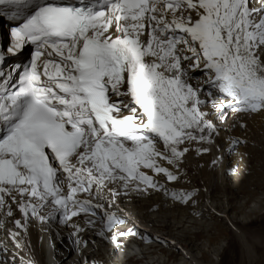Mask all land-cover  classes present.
Here are the masks:
<instances>
[{"label":"snow or ice","instance_id":"snow-or-ice-1","mask_svg":"<svg viewBox=\"0 0 264 264\" xmlns=\"http://www.w3.org/2000/svg\"><path fill=\"white\" fill-rule=\"evenodd\" d=\"M0 18L19 22L0 50V212L16 203L25 232L29 214L101 212L111 232L125 221L106 195L109 209L121 192L167 196L149 171L178 181L186 154L220 134L213 116L264 112V0H0ZM29 45L14 81L7 54Z\"/></svg>","mask_w":264,"mask_h":264},{"label":"bare ground","instance_id":"bare-ground-1","mask_svg":"<svg viewBox=\"0 0 264 264\" xmlns=\"http://www.w3.org/2000/svg\"><path fill=\"white\" fill-rule=\"evenodd\" d=\"M1 22L2 21L0 20V26H4ZM1 32L3 33L2 29H1ZM28 49H31V47L27 46L22 51L21 60H24V55ZM193 75L201 77V79H203L202 73H200L198 71L193 73ZM193 83H195V81H193ZM209 110H211L210 106H209ZM226 112H227V116L223 120L217 119L215 116L212 117V119L214 120V122L216 123L217 127L220 130V134L218 136H215V142L213 144L205 143L203 145L204 148H208L210 150L207 152L200 153V154H198L195 150L189 151V153L186 154V156L184 157L183 162H182V163H185L187 166H189L188 171L195 172V173L203 167L211 166L213 169H215L214 170L215 173L214 172L209 173L206 171V169H205L206 172H204V170L201 171L202 169L199 172V174H200L199 180H201V178L205 179L204 181H202V180L201 181L203 182V185L206 186V191H208L209 197L213 194L214 191H215V193H217L218 190L222 191V194H228L229 192L233 191V188L228 186V185H229V181L231 179L230 178L231 176H229L230 171H231V167H234V163H233V165H230V164L234 161V159L232 158V156H231V159L229 158V156H230L229 151L232 148V145H231V143H228L226 141L225 135L228 133H232V131L234 132V130H236V129H239L241 125L242 126L245 125L243 123H248V125L250 124V127H251V125L257 126L256 128H258L264 124V112L251 114L249 116L231 115L230 117H232V118L230 121H228V123H226V120L229 117L231 111L226 110ZM242 119H244L243 123H241ZM245 126H247V125H245ZM225 132H227V133H225ZM258 133H260V132H258ZM228 137H229V135H228ZM161 147H162V145H161ZM213 161H216V163H213ZM161 163L165 167H169V169L171 168V166L167 165L166 162L161 161ZM213 169H211V170H213ZM145 171H148V170H145ZM184 173H185V171H184ZM148 174L153 175L154 179L158 180L161 185H163L165 182L160 181L159 177L163 178L166 181V177H163L162 174L160 176H155L150 171L148 172ZM252 174H254L253 177H255V178L256 177L259 179L261 178V175H260L261 173L257 172L256 170H255V172L252 171ZM256 181L257 180H255L254 183H252L253 181H251L249 184L247 183L245 186L235 187L238 189V191H236V193L251 196L252 193H251V191L248 190V188L250 186H253V187L258 186L259 183ZM221 182H223L224 184L220 185ZM168 183H170V182H168ZM111 187L115 188V185H112ZM65 188H66V185H65ZM65 191H66V189H65ZM149 192H150V194L149 193H139V192H135V191H130L127 194H125L124 192H121L120 196L116 199V203L110 209L108 208V205H107V201L111 199L110 194L106 195L104 201H101V203H104L105 208L109 212H114L116 216H118L120 219L125 221L124 223H130V222H132V220L136 221V224L132 223V229H131L132 231H135L137 233L139 231H143L141 234L139 233L138 235H135V236H133V235L120 236V233H126L127 234L129 232V231H126L125 229H123L119 232L117 231V235L120 236L121 238H117V236L114 235L116 232L115 233H108L106 231L102 212L98 213V215L100 216L99 219H95L94 217L85 216L84 214H81L80 216L73 217L72 220L68 221L66 224L61 223L59 220V217H57L56 219H49V220L42 222L38 218L31 217V214H29L30 218L27 221V231L25 232L23 228H18L15 224L16 220H20L21 224H24V215L19 211L17 204L11 203V200L9 199V203L11 204L13 215L11 217H8L4 214V212H0V250H3L6 243L10 247L9 256L6 258V261H5L6 263H4V264H85L86 260L92 264H96V263L97 264H112L113 262H115L113 264H125L127 262L130 264H138L140 262V260L134 261L132 258L125 260V259L121 258L118 253L116 255V252L119 248L122 247L121 244L123 242V239H125V238H128L129 240L131 239L135 242L141 241L142 243L140 242V245H142V244L150 241V240L144 241L143 239H147L150 235L156 237L152 232L142 230L139 228V224L144 225L143 222H145L143 220L142 215L136 211V209H138L137 206H139V205L135 206V208L130 207V203L132 201H134L135 199H138V197H139V199L140 198L143 199L141 196L144 195L148 198L149 197L151 198V197H153V195L159 193V192L153 191V190H149ZM83 195H86V194H83ZM83 195L81 198H83ZM148 198H146V199H148ZM163 198H165L164 195L160 196L159 200L161 202L162 201L165 202V200ZM17 199H19V197H17ZM146 199H145V201H146ZM210 200L214 202L212 197L210 198ZM228 202H229V199H228ZM154 204L148 206L147 210H149L152 206H154ZM221 205H223V204H221ZM158 206L160 207V205H158ZM245 206H246V204H245ZM144 207H145V205H144ZM203 208H205V207H203ZM214 208L219 209V208H221V206H220V204H218V205H215ZM175 209H176V207H175ZM253 209L254 210H251L249 212V215H251V216L257 215L258 216V214H260V212L257 211L256 208H253ZM49 211H50V209L45 208L40 213V215L46 216ZM126 211H128L132 214H129ZM225 211H227V209ZM160 212L158 211L159 214H160ZM166 212H168V211H166ZM155 213H156V211H155ZM170 213H172V212H170ZM166 215H168V214H166ZM174 217H175V215H174ZM175 218H177V217H175ZM89 219L95 220V223L92 224L91 226L86 223V220H89ZM161 219H162V217H161ZM161 219H159V220L162 221ZM166 219H168V218L166 217ZM166 219L164 218V220H166ZM226 219H228V221H229L228 223L230 225H232L236 239L239 241L240 259H239L238 264H260V263L264 264V238H260L257 240V239H255L254 236H250L249 234H247L243 230L244 227L242 228L241 225H243V224L241 222L239 224H237L238 222L235 223V221L233 219H231L230 217H227ZM147 221L149 222V220H147ZM172 221H174V220H172ZM168 222H166V221L162 222V223H164V225H162L160 227L161 228L160 230L162 232L166 231V232L170 233L173 230L178 231V227H177V226H179L178 224L176 226V224L174 223V225L177 227L176 229H174L173 228L174 226H170L173 224L171 222L170 223H168ZM176 223H178V222H176ZM145 224L148 225L146 222H145ZM185 224H183V225H185ZM187 224H188V222H187ZM74 225H79V227L81 229H83V231L78 232L76 227H74ZM200 225H202V224H200ZM186 226H185V228H187ZM148 227H150V226H148ZM207 229H208V227H207ZM184 230L185 229H183V231ZM206 232H208V231H206ZM14 233H18V235H16L14 237L13 236ZM114 236H115V239H113ZM162 236H163V234H162ZM169 236H171V235H169ZM88 237L94 238L95 243L93 245L90 244L91 242L88 240ZM170 238L173 239V241L176 242L177 245H176V243H174L172 241L168 242L169 244L167 245L165 242V239L163 237H161V240L165 243V246L175 247L177 249V251H176L177 254L181 255L182 257H185L187 259V261L190 262V264H202L201 262L198 261L199 259H197V257L195 258L192 255H190V253H188L189 251H191L189 249V247L184 251V253H179L177 246L179 245L181 248H184V246L180 243L178 238L173 237V236ZM151 239H153V238H151ZM186 239H187V237H186ZM212 241H215V240H212ZM85 242H86V246H85ZM163 242H158V244L163 245ZM182 242H184V241H182ZM67 245H69V246H67ZM80 245L87 247V248L84 249ZM68 248H69V252L67 253V255H65ZM3 251H5V250H3ZM148 251H149L148 249H145L143 254L148 253ZM168 252H170V251H167V253ZM149 254L150 255H157L158 251L153 250V252L149 253ZM218 254L216 253V256ZM102 255H107L108 260H103ZM179 255H176V254L174 255L173 253H171V255H169V259L167 260V262H165L166 260L164 262H161V260L159 261V259H158L157 261H154V262L151 261L148 264H167L168 262H169L168 264H186L183 261H181L183 259H181V260L179 259ZM158 256H160V255H158ZM167 257H168V254H167ZM148 259L149 258L146 257V255H145L144 260H148ZM164 259H166V258H164ZM218 261L219 260H218V256H217L215 259L212 258L209 261V263H206V264H221L222 263L221 261L220 262H218Z\"/></svg>","mask_w":264,"mask_h":264},{"label":"rangeland","instance_id":"rangeland-1","mask_svg":"<svg viewBox=\"0 0 264 264\" xmlns=\"http://www.w3.org/2000/svg\"><path fill=\"white\" fill-rule=\"evenodd\" d=\"M30 52H31V49H28L26 51L25 59H27L29 57ZM231 115H235V113L231 114ZM231 115H229V117H228L229 119L227 118L226 123H228V121L231 120V118H232V117H230ZM243 122H244V119H242L241 123H243ZM243 124H245L247 126L241 125L239 129H236V130H234V132L232 131V133H228L225 135L226 141L228 143H231L232 148H233V149L231 148L229 151V155H230L229 158L231 159V156H232V158L234 159V161L230 165H233V163H234V167H231V171L229 174V176H231L230 177L231 179H230L229 185H228V186L233 188L232 192H229L228 194H222V191L218 190L217 193H215V191H214L212 194L213 196L211 195L209 197V193H208V191H206V186H204L203 182H202L205 179L201 178L202 181L199 180V178H200L199 172L202 169L201 171L204 170V172L207 171L209 173H211V172L215 173V171H214L215 169H213L211 166H209L210 168L209 167H203L195 173V172L188 171L189 166H187L185 163H182L181 164L182 167L180 166L179 171L176 173L179 176L178 181L168 183L169 181H167V179L165 181L163 178L159 177V180L162 182H165L163 185L168 189V195L167 196H165L163 191L162 192L159 191V193H158L160 196L164 195L165 198H163V199L165 200V202H163V201L161 202L159 200L160 196L158 194H155V195H153L154 198L153 197L148 198V197L143 195V196H141L143 199H141V198L139 199V197H138V199H135L136 201L134 200L130 203L131 208H135V206L139 205V206H137V208L139 210L136 209V211L142 215L143 220L148 224V225H146L145 222H143L144 225H142V226L149 229V231L152 232L156 236V237H154V236L150 235L147 239H143L144 241L150 240L149 242H152V244H153V247L152 246L149 247L150 250L148 251V253H145L146 257L149 258L148 261L154 262V261H157L159 259V261L161 260V262H164L165 260H166L165 262H167V260L169 259V255H171V253H173L174 255L175 254L179 255V254H177V252H176L177 249L175 247L165 246V243L161 240V237H163L165 239L166 244L168 245L169 244L168 242H171V241L174 242L173 239L170 238L173 236V237L178 238L180 243L185 248V249L181 248L178 245L177 248H178L179 253H184V251L189 247V249L191 251H189L188 253H190V255H192L195 258L197 257V259H199L198 261L201 262L202 264L209 263V261L212 258L215 259L217 256H218V260H219L218 262L221 261L222 262L221 264H238L239 259H240L239 241L236 239L233 227H232V225H230L228 223L229 221H228V219H226L227 217H230L231 219H233L235 221V223L238 222L237 224H239L241 222L243 224V225H241L242 228L244 227L243 230L247 234H249L250 236H254L255 239L258 240L260 238H264V185H263L264 184V124L258 128H256L257 126H252V125L250 127V124L248 125V123H243ZM258 132H260V133H258ZM225 133H227V132H225ZM228 135H229V137H228ZM231 138L233 140H239V141H241V143L235 144V146H234L232 144L233 140ZM170 169L175 172V169H172V168H170ZM205 169H206V171H205ZM211 169H213V170H211ZM255 170L257 172L261 173L260 179L257 177L256 178L253 177L254 174H252V171L255 172ZM184 171H185V173H184ZM255 180H257L256 182H258L260 186L259 185L256 187L250 186L248 188V190L251 191V193H252L251 196L236 193V191H238V189L235 187L245 186L247 183L249 184L251 181H253L252 183H254ZM223 184H224L223 182L220 183V185H223ZM173 191H175L177 193H183V192L184 193H191L192 199L187 204L176 203L172 199H170V195ZM145 197L148 199H146ZM211 197L214 200V202L210 200ZM145 199H146V201H145ZM228 199H229V202H228ZM153 204H154V206H152L149 210H147L148 206L153 205ZM218 204H220V206H221V208H219L220 210L214 208L215 205H218ZM221 204H223V205H221ZM245 204H246V206H245ZM144 205H145V207H144ZM158 205H160V207ZM175 207H176V209H175ZM203 207H205V208H203ZM253 208H256V210L260 212V214H258V216L257 215L256 216L255 215H252V216L249 215V212L251 210H254ZM226 209H227V211H225ZM155 211H156V213H155ZM158 211L159 212L161 211L160 214L158 213ZM166 211H168V212H166ZM126 212H128V211H126ZM170 212H172L173 214ZM128 213L132 214L130 212H128ZM166 214H168V215H166ZM174 215L177 218H175ZM165 216L168 219H166ZM161 217H162V219H161ZM158 218L161 219L162 221H160ZM164 218L166 220H164ZM147 220H149V222ZM172 220H174V221H172ZM164 221H166V222L169 221L168 223L171 222L173 225H170V226H174L173 227L174 229H176L178 227V231L173 230L170 233H168L166 231L162 232L160 230L161 229L160 227L162 225H164V223H162ZM176 222H178V223H176ZM187 222H188V224H187ZM174 223L176 224V226H177V224L179 226L176 227L174 225ZM129 224L132 225V222H130ZM183 224H185V225H183ZM200 224H202V225H200ZM148 226H150V227H148ZM185 226L187 228H185ZM207 227H208V229H207ZM183 229H185V230L183 231ZM206 231H208V232H206ZM142 232L143 231H139L138 233L137 232L136 233L138 235L139 233L141 234ZM162 234H163V236H162ZM169 235H171V236H169ZM186 237H187V239H186ZM151 238H153V239H151ZM212 240H215V241H212ZM182 241H184V242H182ZM149 242H147V243H149ZM158 242H163V245L158 244ZM174 243H176V242H174ZM176 245H177V243H176ZM153 250H157L158 254L157 255H150L149 253H152ZM167 251H170V252L167 253ZM118 252L119 251L117 250L116 255ZM165 252L168 254V257H167V254ZM216 253L217 254L219 253V254L216 256ZM158 255H160V256H158ZM102 258H103V260H108L107 255H102ZM164 258H166V259H164ZM179 259L180 260L183 259L181 261H183L186 264H190V262H188L187 259L185 257H182L181 255H179ZM113 263H115V262H113ZM125 264H130V263H125Z\"/></svg>","mask_w":264,"mask_h":264}]
</instances>
